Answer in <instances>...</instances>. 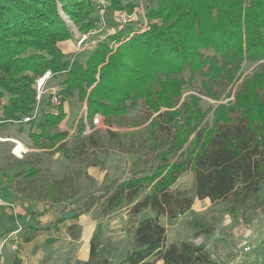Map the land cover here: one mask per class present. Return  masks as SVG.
I'll return each mask as SVG.
<instances>
[{
	"label": "trees",
	"instance_id": "obj_1",
	"mask_svg": "<svg viewBox=\"0 0 264 264\" xmlns=\"http://www.w3.org/2000/svg\"><path fill=\"white\" fill-rule=\"evenodd\" d=\"M144 1L147 25L122 35L117 23L111 32H105L106 25L101 29L92 0H0V126L32 114L35 79L47 71L51 78L62 76L55 92L60 103L53 104L49 94L34 118L19 124V130L29 125L35 148L69 159L103 149L100 129L83 134L82 117L73 134L59 130L63 103L72 95L85 101L90 123L100 113L106 125L121 127L122 118L139 107L140 121H148L140 136L103 129L110 148L138 154L147 167L112 182L105 199L104 215L125 207L128 215L139 216L133 247L121 264H216L202 243L167 244L159 217L173 219L191 208L193 197L172 188L186 171L194 197L221 204V214L237 218L264 210V0ZM108 3L106 15L134 7L125 0ZM96 29L101 31L91 34ZM75 32L92 35L94 47L64 53L58 44ZM245 61L255 65L234 91V101L203 109L199 95L214 101L229 96ZM40 173L30 159L0 166V178L8 184L22 180L34 184L37 193L47 192V184L38 183ZM189 224L195 237L214 231L202 221ZM75 228L68 227L72 237ZM13 230L6 228L0 237ZM99 244L98 226L88 259L76 264H110Z\"/></svg>",
	"mask_w": 264,
	"mask_h": 264
},
{
	"label": "rangeland",
	"instance_id": "obj_2",
	"mask_svg": "<svg viewBox=\"0 0 264 264\" xmlns=\"http://www.w3.org/2000/svg\"><path fill=\"white\" fill-rule=\"evenodd\" d=\"M125 1L134 4V6L139 5L144 13V0ZM106 10L104 22L107 33L115 27L116 13L106 15ZM138 17L139 20L135 22L136 25L133 23L126 25L121 32L122 35L127 34L132 28L139 27L143 18L141 14ZM77 35L78 33L75 32L71 39L58 44L64 53H74L94 47L91 42L78 46ZM91 37L93 38L91 35L89 39ZM93 41L96 43L97 39ZM254 65L248 61L243 62L238 79L229 89V96L214 101L199 95L201 107L209 109L217 104H227L234 101V91L242 79L251 73ZM61 79V75L56 78L49 77L44 85L42 98L45 99L49 94L57 92L61 88L59 84ZM188 93L187 91L183 95ZM83 102L84 100L78 95H72L63 103L65 117L58 126L59 130L66 131L69 135L73 134L78 118L84 115ZM143 115L140 108L136 107L122 118L125 124L121 127L117 125L111 127L104 123L106 127L98 128L100 129L98 136L103 149L92 151L93 154L88 151L74 159H69L60 152L53 150L35 148L28 137V124H24L20 130L19 125L16 126L11 123L0 126V166L14 162L16 159L33 160L41 168V182L38 183L47 184L46 188L49 189L47 192L37 193L33 190L34 184L30 182L14 180L8 184L5 179L0 178V199L4 202V205L1 206L7 211H11L16 206L32 205L38 201H50L55 207V214L62 213L65 216L67 212H72L73 215L77 214L84 208L85 204L93 200V204L83 214L90 213L99 221L101 255L107 257L110 264H121L124 255L133 247L132 233L136 220L128 215L125 207L113 211L109 215H104L105 199L109 194V187L112 182L125 179L135 169L147 167L143 166L142 157L138 154L110 148L106 144L103 129L118 130L119 132H126L128 135L134 131L137 133L136 136H140L144 133L148 122L142 123L140 121ZM86 122L90 125V120L87 118ZM7 138L18 140V146L14 150L16 154H19L22 148L26 149L21 157L12 153L13 143L7 142L6 140H11ZM103 150H105V154H103ZM87 162H94V164L86 165ZM151 163L150 160V167ZM172 188L184 191L186 195L193 197V202L189 210L176 218L165 219V216H162L161 222L165 228L167 244L180 241L202 243L216 264H264V210L261 207L233 218L227 213L221 214L219 212L221 207L219 203L210 204L209 201L206 207L200 205L198 199L194 197L190 171L181 174ZM143 215L148 216L149 212H145ZM191 220L213 225V233L195 237L189 224ZM20 227H23L21 222L17 224L16 229H20ZM21 233L22 230L20 229L19 234ZM76 233L79 234V229L76 230ZM243 240H249L251 244V249L247 252L242 251L241 242ZM57 263L56 261L55 264Z\"/></svg>",
	"mask_w": 264,
	"mask_h": 264
},
{
	"label": "crops",
	"instance_id": "obj_3",
	"mask_svg": "<svg viewBox=\"0 0 264 264\" xmlns=\"http://www.w3.org/2000/svg\"><path fill=\"white\" fill-rule=\"evenodd\" d=\"M133 24L136 25L135 22ZM197 201L204 207L209 202L207 198ZM1 205H4L3 201L0 203V233L8 227L15 228L0 237V240L7 238L3 248L5 259L1 264H55L56 261L57 264H75L77 261L83 262L88 259L90 240L99 226L98 219H95L90 213L77 217H67L62 213L56 215L55 207L50 201H38L32 205L16 206L11 211H7ZM152 215L153 213L149 212V216ZM60 216H64V219L56 223V227H54L55 220ZM130 217L136 220L133 226L134 230L139 216ZM161 218L162 216L159 217V222L163 225ZM20 222L23 226L20 227L21 234H19L20 229H16ZM70 225L76 226L73 230L75 237L69 234L68 227ZM28 226L38 229L24 231ZM77 229H79V234L76 233ZM13 244H15V248H12Z\"/></svg>",
	"mask_w": 264,
	"mask_h": 264
},
{
	"label": "built area",
	"instance_id": "obj_4",
	"mask_svg": "<svg viewBox=\"0 0 264 264\" xmlns=\"http://www.w3.org/2000/svg\"><path fill=\"white\" fill-rule=\"evenodd\" d=\"M92 2H93L94 6L96 7V9H97V11H98V13L100 15L101 29H102V27L105 25L104 13H105V10H106L107 6L109 5V3H108L107 0H92ZM141 8L139 7V5L136 4L133 7L132 11L129 12V13L124 11V10L117 12L116 16H115L116 17V23H117L116 29L117 30H123L126 25H129V23H133V22L138 21L139 20V17H138L139 14H141L142 18H143V22L141 24H139V27L144 28L147 25V22H146V19L144 17L143 10ZM101 29H96V30L92 31L91 34H96V33L100 32ZM101 38H102V36H101ZM94 39L95 38H90L89 39V35L88 34L87 35L86 34L80 35L78 33V35H77V45L78 46H82L86 42H91L92 44L95 45L96 43L93 41ZM49 77H50V72L49 71L45 72L40 77H36L35 83H34V88H35V91H36V95H35L36 103H35V107H34V110H33L32 114L26 115V116L22 117L21 119L13 120V121L10 122L11 124L17 126L20 123L29 122L32 118H34V116L36 115V113L38 111L39 102L42 99V95H43V92H44V85L46 83V80ZM52 95H53L52 98H51L52 103L55 104V105H58L60 103L59 98L57 97L55 92ZM1 103H4V100ZM82 107H83V109L85 108L84 109L85 110L84 111V115L82 117L83 122H84L83 134H88V133H91L95 129L106 127L104 122H103V117H102V115L100 113H97V114H95L92 117L91 123L89 125L86 122V104H85V101L83 102V106ZM111 127H114V126H111ZM8 139H11V140H8V141L13 143V147L11 149L12 153L14 155L18 156V157H21L25 153L26 149L22 148L20 150L19 154H16L14 152V150L18 146V140H15L13 138H8ZM1 201L2 200L0 199V203H1ZM6 240H7V238H3V239L0 240V264L5 259L3 248H4V245L6 244ZM241 246H242V251H244V252H247V251H249L251 249V244L249 243V240H243L241 242ZM12 248H15V244L12 245Z\"/></svg>",
	"mask_w": 264,
	"mask_h": 264
},
{
	"label": "water",
	"instance_id": "obj_5",
	"mask_svg": "<svg viewBox=\"0 0 264 264\" xmlns=\"http://www.w3.org/2000/svg\"><path fill=\"white\" fill-rule=\"evenodd\" d=\"M72 215H73L72 212H67V213H66V216H67V217H72Z\"/></svg>",
	"mask_w": 264,
	"mask_h": 264
}]
</instances>
